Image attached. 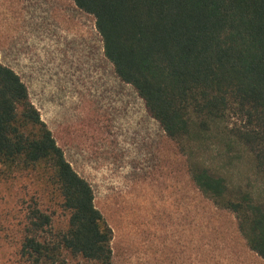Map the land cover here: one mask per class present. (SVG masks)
I'll use <instances>...</instances> for the list:
<instances>
[{
    "label": "trees",
    "instance_id": "16d2710c",
    "mask_svg": "<svg viewBox=\"0 0 264 264\" xmlns=\"http://www.w3.org/2000/svg\"><path fill=\"white\" fill-rule=\"evenodd\" d=\"M92 15L117 76L184 152L201 194L232 213L264 261V0H74ZM250 176V178H251ZM0 187L5 230L27 264H115L112 229L20 74L0 59Z\"/></svg>",
    "mask_w": 264,
    "mask_h": 264
},
{
    "label": "rangeland",
    "instance_id": "374dc122",
    "mask_svg": "<svg viewBox=\"0 0 264 264\" xmlns=\"http://www.w3.org/2000/svg\"><path fill=\"white\" fill-rule=\"evenodd\" d=\"M0 59L23 78L66 158L91 183L115 264H264L235 216L191 180L199 151L184 153L150 116L105 56L94 17L74 0H0ZM227 174L264 190L245 162ZM6 194L0 187V264H27L18 234L4 229Z\"/></svg>",
    "mask_w": 264,
    "mask_h": 264
}]
</instances>
